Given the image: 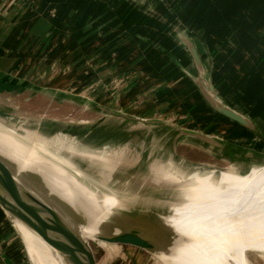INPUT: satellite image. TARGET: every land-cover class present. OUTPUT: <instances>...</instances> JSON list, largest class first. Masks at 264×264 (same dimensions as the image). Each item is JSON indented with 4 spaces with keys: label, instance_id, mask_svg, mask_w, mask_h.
I'll list each match as a JSON object with an SVG mask.
<instances>
[{
    "label": "rangeland",
    "instance_id": "obj_1",
    "mask_svg": "<svg viewBox=\"0 0 264 264\" xmlns=\"http://www.w3.org/2000/svg\"><path fill=\"white\" fill-rule=\"evenodd\" d=\"M3 1L2 8L11 4L28 6L32 0ZM123 1L127 8H144V20L133 16L134 20L130 18L122 26L119 23L127 15L114 14L113 23L97 19L99 23L93 22L89 28H55L49 44L40 40L33 46L23 26L18 31L23 45L18 49L8 47L11 39L2 33L0 125L44 141L84 184L99 194L118 198L125 206L119 214L125 231L139 234L147 228L142 221L147 212L176 198V186L166 180L170 174L181 181L193 174L212 172L217 176V167L244 174L264 163V159L223 160L214 157L211 150L200 148L195 137L204 135L201 130L222 138H231L236 132L243 136L245 130H238V125L216 110L206 112L196 98L191 97L188 103V86L176 87L180 79L172 77L173 64L164 53L172 50L181 56L183 49L178 41L187 36L178 32L176 39L169 40L166 35L170 30L163 29L155 36L163 43L150 46L151 37L158 33L152 26L153 14L161 18L174 15L186 22L187 38H193L201 50L202 42L206 43L203 54L211 59L209 68L216 84L234 106L258 118L264 117V0ZM8 9H0L3 25L13 22L15 16ZM133 22L143 27L135 31ZM123 34L128 36L127 42L120 40ZM219 49L226 52L229 62L222 59ZM182 56L188 63V57ZM212 80L206 82L215 91ZM127 97L128 110L136 115L129 120L124 119L118 106ZM106 107L113 110L105 111ZM153 119L170 121L178 129L170 130L157 122L154 126ZM257 140L253 147L259 146L261 141ZM261 147L264 149V142ZM71 225L85 240H95L100 233H120L91 223ZM91 246L97 264H165L152 251L130 244L97 240ZM247 254L251 264H264V253Z\"/></svg>",
    "mask_w": 264,
    "mask_h": 264
},
{
    "label": "bare ground",
    "instance_id": "obj_2",
    "mask_svg": "<svg viewBox=\"0 0 264 264\" xmlns=\"http://www.w3.org/2000/svg\"><path fill=\"white\" fill-rule=\"evenodd\" d=\"M47 146L23 130L0 125V159L21 185L27 187L22 177H30L41 193L63 204L77 220L63 215L69 226L91 223L127 232L119 218L124 204L84 184L70 171L68 162ZM166 180L176 186V198L147 212L142 220L147 228L139 230L141 238L166 244L163 250H153L161 262L251 264L248 252L264 253V164L244 174L226 167L217 176L193 174L181 181L170 174ZM30 190L54 207L44 195ZM10 217L32 264H71L28 225Z\"/></svg>",
    "mask_w": 264,
    "mask_h": 264
},
{
    "label": "crops",
    "instance_id": "obj_3",
    "mask_svg": "<svg viewBox=\"0 0 264 264\" xmlns=\"http://www.w3.org/2000/svg\"><path fill=\"white\" fill-rule=\"evenodd\" d=\"M3 2V0H0V9L2 10L4 8H9L8 10L11 12V15L14 14L16 17L12 16L13 22H9L8 25H3L0 20V39H2V33H6L3 37H5L6 39H11L10 45L8 47H16V49L23 45L21 43L22 38L18 39V31L24 29L23 26L26 27L27 31H29L28 36L31 40L30 45L33 46L36 41L40 40L44 45L49 44L50 37L52 36V31L55 30V28H89V26L93 24V22L94 24H97L99 22H103L104 20V24L110 22L113 23L114 19L112 16L114 14H123L125 16L127 15L125 21L122 20L120 23L118 22L122 26H126V22L130 18L132 19L133 16H139V18H141V21L144 20V16H141L144 14V8L141 9L140 6L134 7L132 9L127 8V5H125L126 2L123 0H32L31 3L29 2L30 4L28 6L20 5L18 7H15L13 4H11L8 7L3 6L2 8ZM153 15H155V17L154 19L151 18L153 20L152 26H155V30L158 33L154 34L152 37L150 36V40H152L151 45L149 44L150 46H155L158 43H163L161 39H157L155 37L162 33L163 29H165V31L170 30L169 35H166L169 37V40L176 39L175 34H177L178 32L184 33L188 37L189 29L186 25V22H181V20L176 18L174 15L171 16L166 14L164 18H161L160 15H156L155 13ZM97 19H99V22L97 21ZM134 19L135 18H133V20ZM179 21L181 22V24H179ZM134 23L135 31L140 30V28L143 27L142 23L139 24L138 22H133L131 28H133ZM187 37L184 39L182 38V41H178V43L181 46V49H183L182 55H186L188 57V63L183 61L182 55L180 56L179 54H176L171 49L170 53L168 51L164 52L170 58L173 64L171 67L174 68V71H172V77L180 79V85H176V87L180 89L184 86H188V103L190 102L191 97L196 98V100H199L201 102V108L205 109L206 112H209L210 110L214 109L210 106L209 102L205 98L202 90L200 89L196 81H200L204 84V86H206V80L211 78L213 79L212 81L215 85V91L218 98L229 107L241 113L248 120V125H243L225 116L226 118L233 121L236 125L239 126L238 130H245L243 136L240 135V133L237 134L236 132L231 138L223 137V139L218 134H211L208 131L201 130V133H203L204 135L195 137L196 142L198 144H201L200 148L202 150H211L212 155L214 157L216 156L223 160L229 159L238 162H242L244 160L257 162L261 161V159H264V149L261 147V144H263L264 142V124L262 122V120H264V117L260 116L257 118L254 115H248L242 110H239V108H237L230 102V97L228 96V94L223 92L220 85L218 83L216 84L213 78L212 72L209 68V61L211 60L209 55L205 53L206 56H204L203 54V49L205 50L206 43L204 41L202 42L203 49L201 50L198 46V43L194 41L193 38L189 37L190 39H188ZM127 39V35L123 34L120 36V40L127 42ZM235 44L237 43H234V45ZM189 45H194V47L196 48L200 58L203 61L204 69H199L196 66L190 53L188 47ZM163 46L167 47L166 44ZM219 51V55L222 57V59L228 61L229 57L226 52L222 49H219ZM177 82L175 84H177ZM132 94L134 93H129L126 96H130ZM128 104L129 102L127 97L126 100L121 101L118 105L122 113L121 115L125 116L124 119L126 120L131 119L132 116H136L132 115L133 113L128 110ZM111 109L112 108L106 107L105 111ZM248 109L252 111V108ZM208 115L209 113H207L206 116ZM151 122H154L151 123L154 126H156L155 123L157 122L160 125L168 127L170 130L176 131L178 129V125L170 121H161L160 119H153ZM250 134L252 137L251 139L248 138ZM255 139H258L256 142L261 141L259 142V146L257 145L258 147H253V144H255ZM0 264H32L26 253L25 248L20 242L18 232L16 231L11 218L9 217L7 212L2 208L1 205Z\"/></svg>",
    "mask_w": 264,
    "mask_h": 264
},
{
    "label": "water",
    "instance_id": "obj_4",
    "mask_svg": "<svg viewBox=\"0 0 264 264\" xmlns=\"http://www.w3.org/2000/svg\"><path fill=\"white\" fill-rule=\"evenodd\" d=\"M188 47L196 66L202 69L195 48L193 45ZM196 82L214 110L238 123L248 125L245 116L226 105L215 95L212 84L207 83L204 86L200 81ZM22 179L27 187L17 181L10 168L0 159V205L9 217L12 215L28 225L48 245L63 253L71 264H97L91 246L97 240L111 244H130L148 249L154 254L156 253L153 250L160 247L163 250L166 246L162 242L145 240L141 238L140 234L130 231L112 235L100 233L95 240H85L64 221L63 215L72 222L77 220L63 204L41 193L39 186L30 177L26 176ZM29 188L36 193H41L42 196L44 195L55 208L34 195Z\"/></svg>",
    "mask_w": 264,
    "mask_h": 264
}]
</instances>
